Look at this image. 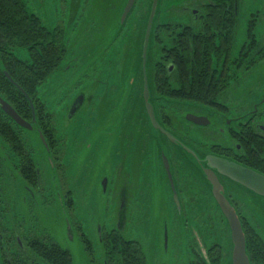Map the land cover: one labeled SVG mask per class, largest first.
<instances>
[{
	"label": "flooded vegetation",
	"instance_id": "1",
	"mask_svg": "<svg viewBox=\"0 0 264 264\" xmlns=\"http://www.w3.org/2000/svg\"><path fill=\"white\" fill-rule=\"evenodd\" d=\"M55 1L59 18L51 31L64 42L75 25L68 45L74 41L77 57L63 72L76 78L48 83L45 127L33 128L46 145L37 149L0 109V125L7 121L21 142H5L0 130V264H45L36 248L69 252L71 243L83 264H105L107 248L133 241L138 212L144 264H225L230 230L208 173L223 187L246 241L247 233L259 235L264 211L257 195L211 166L226 162L264 176V0H174L169 14L157 10L148 102L172 139L153 128L145 108L144 0L117 22L111 55L108 48L100 59L97 46L82 44L100 37V18L92 14L102 1ZM57 96L67 103L53 113ZM52 209L62 221L61 244L42 222ZM199 212L215 232L211 242L195 220Z\"/></svg>",
	"mask_w": 264,
	"mask_h": 264
},
{
	"label": "trees",
	"instance_id": "2",
	"mask_svg": "<svg viewBox=\"0 0 264 264\" xmlns=\"http://www.w3.org/2000/svg\"><path fill=\"white\" fill-rule=\"evenodd\" d=\"M151 0L142 1V16L147 18ZM155 32V29L153 30ZM154 33L152 36V46ZM151 46V50H152ZM0 98L7 102L23 119L31 120L28 100L4 76L6 71L12 81L31 99L36 126L44 129V105L38 98V88L57 70L65 56L66 46L62 35L49 31L35 16L29 15L21 0H0ZM16 50H23L28 61L17 58ZM1 136L9 144H21L11 125L2 120ZM34 176L35 172H34ZM247 251L252 264H264V241L257 235L248 237ZM45 264H72L70 253L57 245L35 249ZM105 264H144L142 248L136 241L116 242L106 249ZM102 264V263H99Z\"/></svg>",
	"mask_w": 264,
	"mask_h": 264
},
{
	"label": "rangeland",
	"instance_id": "3",
	"mask_svg": "<svg viewBox=\"0 0 264 264\" xmlns=\"http://www.w3.org/2000/svg\"><path fill=\"white\" fill-rule=\"evenodd\" d=\"M26 4L27 10L33 11L35 16L40 19L41 24L46 27L49 31H51L54 27V23L52 22L53 19L56 21L59 16L57 13V7H56V1L55 0H23ZM101 6L96 3L93 8V14L94 16H98L100 19L98 21H101L100 26V37H96L92 40H85L83 42V47L86 45L87 42H91L94 46H97L99 49V53L95 54V58L98 56L100 59V55L104 54V52L110 47V38L113 33L117 31V22H118V16L121 12L123 5L125 3V0H100ZM174 0H158V14L157 15H165L169 14V11H166L169 9V7L172 5ZM111 2L114 3L113 7H116L115 11L111 7ZM55 6V9H54ZM96 18H94V21ZM133 23L130 24V27L133 28ZM68 34L65 35L64 44L67 48L70 47L69 51L64 57V60L62 61V65L64 64L63 68L60 67L56 71H54L45 81L44 83L38 88V98L43 103H48V98L46 96V90L47 85H49V82H54L58 80H74L76 78L74 71H67L63 72L64 67L67 64H73L75 63L72 59L77 57V52L75 50L74 41L70 42L68 45L70 39L72 40L73 34L75 33V25L72 24L70 28H67ZM81 44V42L79 43ZM78 44V45H79ZM123 45L119 44L116 49L120 52L123 49ZM111 48V47H110ZM110 48H109V55L110 54ZM15 55L23 61H27V54L23 50H16L14 51ZM115 53V52H114ZM88 57V56H87ZM107 58V57H106ZM105 58V59H106ZM52 101V107H50V111L55 113L57 112L58 106L65 107V104L67 103L66 98L60 97H54L51 99ZM60 103L61 105H59ZM78 119V117L76 118ZM36 130L32 131H23L22 134L24 137H26L29 141V144L33 145V148L37 149L38 145H40L39 136L36 134ZM38 158H36L37 161ZM137 217H133L132 221L130 222V233H129V239L136 241L140 244V247L142 248V218L140 215V212L136 213ZM102 215L98 214V222H102ZM42 222L43 225L50 230V233L52 237L61 244L60 237H62V228L61 225L62 221L60 220L59 214L56 210L52 209L48 212L47 215L42 216ZM195 220L200 223V225L204 226V233L207 237L208 242H211L215 237V232L213 230H210L211 228L208 226L207 216L203 214L202 212H199L195 215ZM259 235L264 240V211H259ZM207 225V226H206ZM210 230V231H209ZM263 236V237H262ZM66 248L69 250L71 256H72V264H83V258L82 254L79 252H76L77 250L74 249V244L71 243L70 245L66 246Z\"/></svg>",
	"mask_w": 264,
	"mask_h": 264
},
{
	"label": "water",
	"instance_id": "4",
	"mask_svg": "<svg viewBox=\"0 0 264 264\" xmlns=\"http://www.w3.org/2000/svg\"><path fill=\"white\" fill-rule=\"evenodd\" d=\"M135 0H125V3L122 8V13L120 14V18L118 19L119 25H123L125 22L126 17L132 10L134 6ZM157 7H158V0H151L149 12L147 18L142 16V25L139 27L141 28L140 34L142 35V75L144 80V87H143V95H144V103L147 115L149 120L155 129H160L164 134H166L170 139H172L171 135L161 129L155 121L152 106L148 102L149 98V89L147 83V73H146V64L150 61V54H151V46H152V36H153V21L157 14ZM140 31V29H139ZM112 41V36L110 38V42ZM4 76L6 79L16 88L18 89L24 97L28 100L29 108L31 111V123L24 121L14 109L5 102L2 98H0V109L4 114H6L18 127L23 129L24 131H32L33 128H38L36 126L33 127L32 124L36 125V118H35V109L31 99L28 95L19 87L17 86L8 75L6 71H3ZM264 101V100H263ZM73 110V109H71ZM37 133V132H36ZM39 141L43 145L45 144L44 138L42 134L38 131ZM212 160V159H211ZM214 160V159H213ZM220 162V160H219ZM211 166L219 171L221 175L228 178L229 180L239 184L243 188L251 191L255 195L260 198V207H264V176L250 171L248 169H244L226 162H221L216 164L215 162L211 161ZM208 179L213 186V194L214 197L222 211V214L229 226L230 230V239L227 243L226 249L228 252V259L225 264H252L250 257L247 251V241L245 232L242 228L241 221L231 206L230 202L227 198L220 193L223 191V187L219 183L217 177L212 173H208ZM71 256V254H70ZM72 259V256H71Z\"/></svg>",
	"mask_w": 264,
	"mask_h": 264
}]
</instances>
